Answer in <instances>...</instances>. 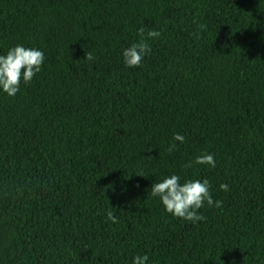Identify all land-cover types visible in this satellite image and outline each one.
Instances as JSON below:
<instances>
[{
    "label": "trees",
    "instance_id": "1",
    "mask_svg": "<svg viewBox=\"0 0 264 264\" xmlns=\"http://www.w3.org/2000/svg\"><path fill=\"white\" fill-rule=\"evenodd\" d=\"M17 45L45 59L0 90V264H264V0H0ZM173 174L222 206L168 213Z\"/></svg>",
    "mask_w": 264,
    "mask_h": 264
},
{
    "label": "clouds",
    "instance_id": "2",
    "mask_svg": "<svg viewBox=\"0 0 264 264\" xmlns=\"http://www.w3.org/2000/svg\"><path fill=\"white\" fill-rule=\"evenodd\" d=\"M139 32L143 37L144 30L140 29ZM160 35L159 31H148L146 38L124 49L122 55L125 65L130 68L140 66L144 57L151 52L147 40L159 38ZM44 59L41 50L26 48L21 45L12 47L6 55H0V90H3L9 97L15 96L20 90L21 81L27 84L41 71ZM84 59L92 60V53H86ZM173 141L183 143L184 137L176 134ZM175 147V143L171 144L168 149L169 152L171 153ZM192 163L208 165L213 168L216 166L212 154H201L193 162L187 164L186 167H191ZM180 180L181 178L178 175L173 174L164 178L161 182L154 183L151 188V196L158 197L168 213L195 223L204 219L203 215L198 214V211L204 207L205 202L209 207H212L213 204L217 208L222 206V201H213L210 192L211 186L207 179L203 181L199 179L186 180L184 183H181ZM219 187L225 192L229 191L227 184L222 183ZM107 218L112 220L113 223L117 222L111 211L107 213ZM147 260V255L136 256L133 258L132 264H146Z\"/></svg>",
    "mask_w": 264,
    "mask_h": 264
}]
</instances>
